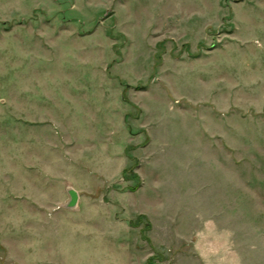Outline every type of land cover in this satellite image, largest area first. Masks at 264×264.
I'll return each instance as SVG.
<instances>
[{"label": "rangeland", "instance_id": "1", "mask_svg": "<svg viewBox=\"0 0 264 264\" xmlns=\"http://www.w3.org/2000/svg\"><path fill=\"white\" fill-rule=\"evenodd\" d=\"M0 264H264V0H0Z\"/></svg>", "mask_w": 264, "mask_h": 264}, {"label": "water", "instance_id": "2", "mask_svg": "<svg viewBox=\"0 0 264 264\" xmlns=\"http://www.w3.org/2000/svg\"><path fill=\"white\" fill-rule=\"evenodd\" d=\"M68 193L70 195V200L67 203V207L74 208L78 204V199H79L78 193L73 188H70L68 190Z\"/></svg>", "mask_w": 264, "mask_h": 264}]
</instances>
